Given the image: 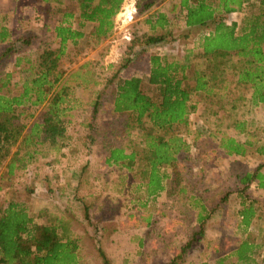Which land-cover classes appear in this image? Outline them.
<instances>
[{"label": "rangeland", "instance_id": "374dc122", "mask_svg": "<svg viewBox=\"0 0 264 264\" xmlns=\"http://www.w3.org/2000/svg\"><path fill=\"white\" fill-rule=\"evenodd\" d=\"M8 1L0 0L1 11ZM136 1H125L114 18L116 30H111L108 37L98 43L92 39L82 40L76 46L66 47L61 67L71 74L87 64L85 70L91 73L97 85L83 90L72 84V109L64 118V148L55 152L50 151L47 144L40 146L39 153L24 169H18L17 164L14 177L8 179L0 175V204L5 207L9 201L16 200L25 202L29 212L45 210L47 215L39 220L45 223L54 221L53 216L59 218L63 226L58 231L59 238H75L79 242L78 264H102L99 250L110 264H236L234 251L245 240L261 245L254 262L264 264V188L260 190L251 184L241 195L240 182L241 177L254 173L259 166L264 171V154L258 151L259 144L264 146V115L248 102L249 87L236 83L233 66L238 58L235 55L228 57L229 66L222 76L225 82L218 85L220 90H216V96L210 99L198 94L195 98L196 108L201 113L218 107L220 118L227 120L220 123V130L203 128L197 134L193 129L187 133L184 128L175 126L168 132L184 135L188 151L179 156L172 168L161 169L165 176L164 190L156 197L146 194L147 179L140 162L145 154L143 133L131 117L113 113L110 102L117 79L112 84H107V80L117 73L123 78L140 77L146 81L150 54L164 53L172 59L181 51L179 42L164 44L161 51L148 48L144 54L140 52L141 45H134L130 50L133 40L150 34L143 22L144 14L137 13ZM166 1L159 0L156 5ZM13 4L16 8L19 3ZM34 5L44 15V4ZM74 5L65 2V7ZM173 6L165 3L161 10L171 16L175 13V22L165 29L173 30L175 35L183 28V13H176ZM133 7L136 12L130 14ZM37 15L27 9L17 30L10 20L14 41L35 34L31 48H21L20 43H15L16 50H22L18 51L19 56L24 57L25 52L28 56L24 58L32 61L41 43L48 44L52 50L57 48L55 39L44 28L47 21ZM48 15L53 16V13ZM27 16L33 17L28 19ZM84 30L88 36L92 26L87 25ZM197 33L195 31V39L199 38ZM200 54L199 51L195 55L196 59ZM15 58L12 55L0 63V77L4 72L12 73L14 81L22 77L21 68L15 67ZM126 63L127 67L123 68ZM193 64H196L195 69L205 67L201 60ZM23 66L28 67V63L23 62ZM12 85L8 93L16 96L20 88ZM96 92L102 93L103 101L92 117ZM243 117L250 120L244 133L221 127ZM229 136L244 144L243 156L229 155L222 147L221 138ZM116 148L126 154L136 153L130 170L107 164L110 151ZM14 152L16 147L12 149ZM243 201L246 205L254 202L256 208V216L247 229L239 215L245 206ZM199 216L206 218L203 235H196V241L184 250L200 229Z\"/></svg>", "mask_w": 264, "mask_h": 264}, {"label": "trees", "instance_id": "16d2710c", "mask_svg": "<svg viewBox=\"0 0 264 264\" xmlns=\"http://www.w3.org/2000/svg\"><path fill=\"white\" fill-rule=\"evenodd\" d=\"M42 1L45 3L44 14L48 16L52 12L54 20L58 22L53 33L59 40V47L52 50L48 44L41 43V49L38 50L34 61L28 59L29 57L24 58L25 55L28 56L25 52L22 54L24 57L19 56L22 50H16L15 43H20L18 47L21 48H31L35 34L30 33L21 36L17 41L12 40L7 45L8 48L0 54V63L14 55L15 67L21 68L22 74L17 81H14L12 73L9 72H4L0 77V168L6 167L2 175L8 179L14 177L17 164L18 169L26 167L39 153L38 147L47 144L50 151L55 152L64 148V118L72 109V84L83 90L88 89L90 85H97L91 73L85 70L87 64L71 74L61 67L60 62L66 46L68 43L76 46L82 40L91 39L98 43L108 37L113 27V19L125 0H67L76 4L77 15L72 10L63 9L64 0ZM158 1L137 0V13L147 12ZM243 2L248 0H180V6L186 11L187 26L211 28L210 33L201 38V54L197 56L198 59L207 61L205 67L194 70L191 76L188 77L185 73V62L169 61L166 56L156 53L149 55L150 70L146 81L139 77L123 78L117 73L107 80V84H112L117 79L110 102L113 113L131 117L143 133L145 154L140 158V162L144 166L147 179V196L156 197L164 190L162 182L165 176L160 172L161 169L172 168L178 163L179 156L189 148L184 135L168 132L174 130L175 126L184 128L187 133L191 131L192 123L188 118L190 113L196 110L197 102L194 97L204 94V98L211 99L216 90H220L218 85L225 82L222 76L229 66V56L235 55L238 58V62L233 66L236 83L249 87L248 102L264 108V0H260L258 4H250L241 30L237 24L227 26L222 20L223 15L238 10ZM72 24L82 30H74ZM86 24L93 25L88 36L83 30ZM170 34H145L141 40H133L130 50L134 45H141L140 52L144 54L149 47H155ZM3 36L1 33L2 40H6V36ZM23 62L28 63V67H22ZM122 67L126 68L127 63ZM11 83L14 88H20L16 96H10L8 93ZM95 95L92 117L96 115L103 101L101 92H96ZM218 109L207 108L204 111L207 118L204 120L208 122V119L215 118ZM219 125L217 124L218 128ZM231 125L239 133L246 131V121L235 119ZM193 130L198 134L203 128L199 126ZM221 141L222 147L229 155H244V144L229 137H223ZM15 147L16 152L12 153ZM259 152L264 154V149ZM135 158L136 153L126 154L124 150L116 148L110 151L106 161L108 165L130 170ZM256 180L260 182L261 187L264 186V178L257 172L245 174L240 178L243 185L241 195ZM245 203L246 201L242 202L245 206L239 215L241 224L247 229L253 223L256 208L254 202L247 205ZM47 213L45 210L29 212L25 202L16 200L9 201L5 207L0 204V264H78V240L59 238L58 231L63 226L62 221L55 216L54 221L48 219L49 223L39 221ZM205 220L206 218L199 216L200 229L184 250L196 241V235H203ZM260 247V244L248 240L240 242L234 251L236 264H255L254 255ZM99 253L102 264H110L101 250Z\"/></svg>", "mask_w": 264, "mask_h": 264}, {"label": "crops", "instance_id": "0c3cea01", "mask_svg": "<svg viewBox=\"0 0 264 264\" xmlns=\"http://www.w3.org/2000/svg\"><path fill=\"white\" fill-rule=\"evenodd\" d=\"M126 1V0H125ZM124 1V3H125ZM260 0H248V2H243L240 8H237L238 10L231 12L230 14L227 15H223L222 16V20L223 22L227 25V26H231L232 24H237V27L239 30L243 20L248 16V12H249V7L250 4H258ZM65 2L66 0L63 1L62 7L65 10H72L76 15L78 13V9L76 4L74 5L73 8H68L67 6L65 7ZM178 2V3H177ZM7 3H9L7 6L4 7V10L1 11L0 10V34L2 33L5 37L6 36V40H2V38L0 37V54L3 53L6 49L5 45L9 44L13 38H14V31L10 30V26L12 25L10 20H13V27L15 30H17L18 27H20V19L22 17H26L23 16L26 14V10H33V12H35V14H38L39 16H41L42 18H44L47 22L45 23V30H49V34L53 36V38L56 41L57 44V48L59 47V40L56 38L55 34L53 33L54 28L58 25L57 20H54L55 16H47V15H41L39 12V9L36 5H34V3L37 4H44V1L42 0H9ZM13 3H19L17 5L16 8H14V4ZM73 3V2H72ZM123 3V4H124ZM165 3H168L169 5L172 4L173 9L177 10L176 13H183V28L182 30H178V33H176L174 35V31L173 30H165L167 28V26L169 24H173L175 22V13L174 16H171L169 14V12L165 11V10H161V8H163V5ZM164 4L161 5H155L153 6L151 9H149L147 12L143 13L144 14V23L149 27L148 30L150 31V34L148 35H154V36H163V35H167L168 33L170 34L169 37H166L165 40L161 43H158L157 45H155V47H149L151 48V50L153 48H155L157 51H161L163 48L164 44H169L171 42H179L180 45V55H178L176 58H172V59H168L169 61H176L179 63H186L187 65V69H186V75L191 76L195 69L196 64H193L195 61H202L203 63H206L207 61L205 59H196V54L201 51V47H200V42H201V38L204 35H208L211 31V28H203V30L199 31V34L197 33V35L199 36L198 39H195V31H197L196 27H189L186 25V11L180 6V0H167ZM123 4L121 6L120 11L123 8ZM257 6V5H256ZM36 8V10H35ZM151 10V11H150ZM119 11V13H120ZM135 10L134 7L133 9H131L130 14H135ZM118 13V14H119ZM118 14L116 16H118ZM37 15V16H38ZM31 17L33 16H27L28 19H32ZM51 18V19H50ZM115 18V17H114ZM26 19V18H25ZM49 19V20H48ZM88 24L85 25L84 29L87 27ZM114 19H113V27L111 30H116V27L114 26ZM93 26V25H92ZM72 28L74 30H82L79 29L77 27H75L74 24H72ZM34 29V28H33ZM83 29V30H84ZM20 30V29H19ZM176 31V30H175ZM198 32V31H197ZM169 41V42H168ZM167 42V43H166ZM68 45H70V43H68ZM67 45V46H68ZM66 46V47H67ZM5 47V48H4ZM152 53V54H156ZM160 56H164V53H157ZM151 55V54H150ZM166 56V55H165ZM228 65V64H227ZM149 70H150V64H149V69L147 71V76H146V80L147 77L149 76ZM140 78V77H139ZM144 79V78H142ZM197 97V96H196ZM194 97V99L196 98ZM249 99H250V95H249ZM260 110H261V114L264 115V108L262 106H257ZM200 110L199 108H196V110L192 113H190L189 115V121L190 123H192V126L190 129H197L199 126L208 130H220V128H217V124L223 123L225 122L227 119H222L220 118V113L213 119H208V122H206L204 119L205 117H207L205 113H201V115H203V120L201 118L200 115ZM210 117V116H208ZM234 120H231V122L233 123ZM241 121H246L247 124L250 123V120L248 119V117H243ZM212 122V123H210ZM212 126H209V124ZM231 123V124H232ZM231 124H228L227 127L225 126H221L224 127V129L226 130L229 127V130H234L233 126ZM248 129V127H247ZM231 137V136H229ZM233 139H235V141H238L235 137H231ZM264 146H261V144H259V150L260 149H264L262 148ZM3 169V171L0 173V175H2L4 173V171L6 170V167L3 166L0 168V171ZM16 172V171H15ZM258 173L260 177L264 178V171L262 170V167L259 166L255 169L254 173ZM3 177V175L1 176ZM242 178V177H241ZM264 181V180H263ZM260 182L258 180L254 181L253 185H255L258 189H262L264 188L260 186L259 184Z\"/></svg>", "mask_w": 264, "mask_h": 264}]
</instances>
